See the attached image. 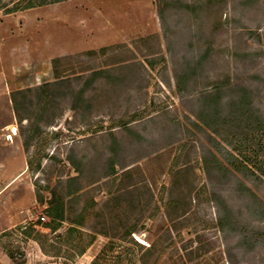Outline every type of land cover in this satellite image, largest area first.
I'll return each instance as SVG.
<instances>
[{"label":"rangeland","instance_id":"374dc122","mask_svg":"<svg viewBox=\"0 0 264 264\" xmlns=\"http://www.w3.org/2000/svg\"><path fill=\"white\" fill-rule=\"evenodd\" d=\"M22 2L0 0V15ZM39 8L28 40L65 54L54 61L64 83L22 89L33 91L19 117L0 98V249L11 263L264 264V222L236 184L208 178L200 140L214 149L191 126L193 104L175 77L179 55L210 47L214 79L199 88L245 79L246 69L264 79V0ZM247 51L255 66L240 59ZM77 176L81 190L70 194ZM248 186L264 202V181Z\"/></svg>","mask_w":264,"mask_h":264},{"label":"trees","instance_id":"16d2710c","mask_svg":"<svg viewBox=\"0 0 264 264\" xmlns=\"http://www.w3.org/2000/svg\"><path fill=\"white\" fill-rule=\"evenodd\" d=\"M67 1L70 0H23V5L18 4L14 8L7 6L6 13L12 14ZM160 18L165 23L166 18L163 13H160ZM242 56L251 60L252 65L255 66L257 54L247 51L246 54L240 55V59ZM211 59L210 47L202 53L187 52L179 55L176 64L178 68L175 69L178 91L183 99L193 104L192 116L188 117L191 126L196 129L199 137L201 135L206 137L214 149L212 151L200 140L202 161L206 166L208 178L220 182L223 188L230 189L233 183L236 184L239 193L249 199L247 207L253 214L252 217L263 223L264 202L248 184L264 181V160L260 158L264 155V112L257 104L261 94L260 85L264 84V79L256 76L254 72L251 74L253 70L246 69L245 73L248 76L245 79L241 75L235 76L234 79L227 76L223 82H214L209 87L199 88L198 82L201 79L206 81L214 79L207 72ZM59 83L64 82L58 80L52 84ZM50 85L45 84L40 87L45 88ZM32 91V89L19 90L11 94V101L18 117L21 98L25 101ZM83 96L82 91L77 94L78 99L85 102ZM20 122H23V119H20ZM115 153L107 163H113ZM77 171L81 173L80 169ZM68 188L70 194H78L81 190L80 176L70 178ZM215 197L220 203L223 201L220 194ZM223 211L229 214L226 207ZM48 213L53 220L58 218V214L53 209ZM43 252L46 254L45 250ZM92 264L100 263L94 261Z\"/></svg>","mask_w":264,"mask_h":264},{"label":"crops","instance_id":"0c3cea01","mask_svg":"<svg viewBox=\"0 0 264 264\" xmlns=\"http://www.w3.org/2000/svg\"><path fill=\"white\" fill-rule=\"evenodd\" d=\"M37 11L38 8H35L0 15V98L5 97L8 104L11 103V94L14 91L55 82L54 61L65 55L59 53V47L57 49L55 46L45 45V48H41L28 40L29 29L35 19L32 20V15L36 16ZM49 50L57 53L49 54ZM12 133L15 135L14 130ZM0 258L3 264H12V257L1 249Z\"/></svg>","mask_w":264,"mask_h":264}]
</instances>
